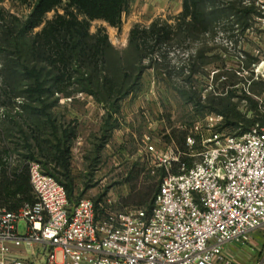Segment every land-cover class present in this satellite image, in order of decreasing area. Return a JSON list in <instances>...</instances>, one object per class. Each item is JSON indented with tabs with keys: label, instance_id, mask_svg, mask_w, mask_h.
I'll use <instances>...</instances> for the list:
<instances>
[{
	"label": "trees",
	"instance_id": "obj_1",
	"mask_svg": "<svg viewBox=\"0 0 264 264\" xmlns=\"http://www.w3.org/2000/svg\"><path fill=\"white\" fill-rule=\"evenodd\" d=\"M19 1L32 6L31 12L23 22L15 18L21 24L19 33H16V27L9 26L4 22L5 18H1L0 51L21 56L24 51L18 37H23L27 31L38 26L42 27L28 45L36 63L32 66L21 65L23 79L26 80L21 96L27 100V104L23 105L21 113L0 118V208L16 211L35 201L30 181L32 161H39L53 176L55 174L47 166L52 163L59 165L63 169V177L69 182L55 177L65 186L69 204L73 206L80 199L72 196L74 188L69 173L75 128L69 125L63 128L62 124H58L51 113L57 100L49 102L54 94L70 96L68 88L71 85H78L80 91L91 94L108 111L110 108L114 111L119 108L120 99L134 91L142 72L154 66L162 69L170 81H174L175 76L179 79L174 88L186 103L203 113L221 114L223 123L219 131L226 129L229 133L240 135L257 125H264V115L256 98L258 86L264 87V82L253 80L252 71L248 76L241 72L258 60L248 50L239 51L242 57H238V69L241 70L236 68L231 73L220 72L213 76V88L205 98L196 76L205 73L201 66L207 62L202 59L204 52L211 48L203 46L195 56L189 54L178 61L173 57L177 47L187 46L193 39L203 35L217 33V27L223 20L226 21H223L222 28L228 31L229 36H240L246 30L250 31L253 20L258 23L257 17L262 14L254 1L182 0V10L173 22L156 18L147 27L135 24L131 28L129 47L133 60L130 64L124 61L121 65L113 64L108 58V51L112 49L108 34L102 29L91 33L90 25L92 21L101 19L120 27L122 16L133 0ZM51 11H55V15L46 19ZM260 31L264 33V29L260 28ZM10 55L0 56L3 77L4 73L10 74L17 68ZM145 60H149L151 66H146ZM47 67L51 69L48 72ZM7 82L11 83L10 80ZM247 83V88H239ZM7 90L12 92L9 87ZM242 107H246V110ZM42 118H45L44 122H40ZM184 139L180 143L186 149ZM164 141L169 143L171 138L167 137ZM180 160L187 167L192 166L191 158L181 155ZM178 168L179 163H173L171 171L178 173ZM159 170L161 178L157 184L148 191L140 190L134 196L135 200H131V192L123 198L122 206L133 203L137 205L135 207L150 211L161 179L166 174L164 167H159Z\"/></svg>",
	"mask_w": 264,
	"mask_h": 264
},
{
	"label": "built area",
	"instance_id": "obj_2",
	"mask_svg": "<svg viewBox=\"0 0 264 264\" xmlns=\"http://www.w3.org/2000/svg\"><path fill=\"white\" fill-rule=\"evenodd\" d=\"M260 10L264 29V4ZM252 72L264 82V58ZM257 99L264 115V92ZM207 121L217 125L223 116L210 113ZM202 143L195 153V138L187 140L190 152L149 142L156 166L166 170L150 211L99 208L89 197L71 206L65 186L32 161L35 201L0 208V264H241L225 248L264 228V125L240 135L217 132ZM182 154L198 159L187 167Z\"/></svg>",
	"mask_w": 264,
	"mask_h": 264
},
{
	"label": "rangeland",
	"instance_id": "obj_3",
	"mask_svg": "<svg viewBox=\"0 0 264 264\" xmlns=\"http://www.w3.org/2000/svg\"><path fill=\"white\" fill-rule=\"evenodd\" d=\"M245 1L250 0H244V3ZM251 1H254L255 6L259 9L260 5L264 4V0ZM31 9L32 6L21 4L19 0H0V26L2 25L1 18H5L4 22L9 26L16 27L15 31L19 33L21 27L19 22L26 20ZM181 10L182 0H133L122 16L120 27L98 19L91 22L90 32L95 33L98 29H102L108 34V40L112 47L108 51V58L113 64L121 65L124 61L130 64L133 60L132 50L129 47L131 28L135 24L147 27L156 18L168 19V22L171 23ZM59 11L62 12V9ZM54 15L55 11H51L47 14L46 19H51ZM261 16L262 14L257 17V22ZM15 18H18L19 22ZM223 21L218 25L217 33H209L195 38L187 46L177 47L174 50L173 57L178 61L179 58H185L189 54L195 56L203 46L211 48L204 52L202 59L207 62L201 66V70L205 73L196 76L200 82L203 98L213 88L215 74L231 73V70L238 69L240 63L238 57H242L239 51L248 50L251 56L258 59L256 64L264 58V33L260 31L255 20L252 22L251 30H246L240 36H229L228 31L222 28ZM41 27L38 26L32 31H27L23 37H18L24 51L21 56H19L20 54L10 55L9 51L6 53L0 51L2 56L10 55L13 63L17 65V68H14L10 74L4 73L3 77V66L0 60V118L21 113V108L27 104V100L21 96L26 87L21 65L32 66L36 63L30 54V49L28 50V45L34 34L41 30ZM2 28L0 27V31ZM237 40L238 45L235 47ZM10 41L12 42L13 39ZM144 64L151 66L149 60H145ZM252 68L253 63L248 69L241 72L244 76H248ZM49 70H51L50 67H47L46 72ZM8 80H10V84L7 82ZM173 80L170 81L162 69H156L154 66L145 69L141 74V79L134 87V91L120 99L119 108L114 111L112 108L108 111L91 94L80 91L81 87L78 85H71L68 88L70 92L68 97L58 93L49 99V102L57 100L55 106L51 108V113L58 124H62L63 128L66 125L74 127L76 132V138L71 143L69 172L74 188L73 197H89L99 208L108 206L117 210L133 208L137 205L130 203L129 206H122L123 198L132 192L131 200H135L134 196L140 190L148 191L161 178V170L156 166L158 159L151 157L147 149L150 141L158 149H162L166 144L175 151L190 152L187 140L195 138L196 144L193 150L196 153L202 150V141L206 137L217 132L233 134L226 129L219 131L223 122L210 126L207 121V116L210 113L198 111L186 103L174 88L175 82L179 83V79L175 76ZM253 80L260 81L255 79L254 75ZM248 86L249 83L242 84L239 88ZM8 87L12 89V92H8ZM263 92L264 87L258 86L256 98ZM96 104L102 110L105 109L104 114L101 116L97 113V116L94 114V117H89L88 107ZM242 109L246 110V107H242ZM98 118L104 121L103 131L97 122ZM44 120L45 118H42L40 122H44ZM44 137L47 136L44 134ZM167 137L171 138V141L164 143ZM183 137H185L186 149L180 143ZM182 156L192 160L198 159L197 156L189 157L184 154ZM47 167L57 178L65 183L69 182L63 177V169L59 165L56 166L55 163H52ZM135 186L137 187L135 188ZM74 192L76 195H73ZM19 228L22 234L25 233L26 222L21 221ZM256 231L259 232L257 236H254L253 241L246 244L228 245L230 256H233L241 264H264V228ZM33 247L36 248L37 245ZM31 249L28 248L27 252H30Z\"/></svg>",
	"mask_w": 264,
	"mask_h": 264
},
{
	"label": "crops",
	"instance_id": "obj_4",
	"mask_svg": "<svg viewBox=\"0 0 264 264\" xmlns=\"http://www.w3.org/2000/svg\"><path fill=\"white\" fill-rule=\"evenodd\" d=\"M105 109H101V108H99V106H98V104H96V105H92L91 107H88V111H89V114H88V116L89 117H94V114L96 115L97 113L99 114V115H103L104 114V111ZM97 116V115H96ZM99 124H100V128H101V131H103V126H104V121H102V120H100L99 118H98V121H97ZM259 232V231H258ZM256 230H254V231H252L251 232V234H250V242L251 241H253L254 239H255V237L254 236H257V233H258ZM228 245H230V244H228ZM226 246V250L228 251V252H230L229 250H230V247L229 246ZM264 251V250H263ZM262 255H263V253H262ZM263 261V260H262ZM238 262V261H237ZM240 263V262H239ZM260 264V263H259Z\"/></svg>",
	"mask_w": 264,
	"mask_h": 264
}]
</instances>
